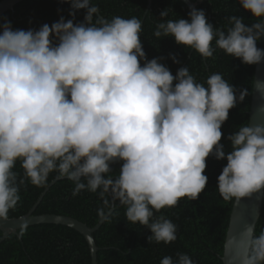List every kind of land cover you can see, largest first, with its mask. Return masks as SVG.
<instances>
[{
  "label": "clouds",
  "instance_id": "obj_1",
  "mask_svg": "<svg viewBox=\"0 0 264 264\" xmlns=\"http://www.w3.org/2000/svg\"><path fill=\"white\" fill-rule=\"evenodd\" d=\"M66 2L72 19L38 30L0 25V219L16 208L26 181L46 187L56 173L74 183L73 196L111 192L127 222L150 231L149 244L167 245L176 241L177 226L156 213L181 198L198 199L208 183L209 156L227 162L217 178L225 201L264 190V124L240 126L227 137L229 152L221 143L222 126L243 92L237 95L220 73L205 84L187 67L173 75L160 59L148 60L139 18L94 22L99 9L91 0ZM239 4L255 23L231 16L225 31L202 9L193 7L178 20L165 19V9L153 35L172 37L205 59L218 48L246 65L264 63L257 46L264 37V0ZM81 10L83 22L74 23ZM17 162L23 177L14 170ZM245 234L240 264H264V231L254 235L250 225ZM160 264L194 261L178 253Z\"/></svg>",
  "mask_w": 264,
  "mask_h": 264
},
{
  "label": "trees",
  "instance_id": "obj_2",
  "mask_svg": "<svg viewBox=\"0 0 264 264\" xmlns=\"http://www.w3.org/2000/svg\"><path fill=\"white\" fill-rule=\"evenodd\" d=\"M2 1V0H0ZM197 2V9L206 13L209 23L215 28L227 31L232 25L231 16L243 17L244 23L251 25L256 18L245 12L239 0H192ZM99 9L104 20L114 16L125 19L132 17L142 21L140 40L147 59H160L176 74L181 67L189 68L197 82L205 83L213 73H220L224 79L235 86L237 95L244 93L243 102L229 111L228 120L222 126L221 143L225 152L231 151L228 136L243 124H249V110L254 82L255 65L243 64L239 59L226 55L216 49L213 57L203 58L193 49L177 45L172 37L156 38L153 33L161 21L160 13L170 9L165 19H187L190 9L180 0H91ZM70 4L66 0H24L0 17V25L5 21L15 29L38 30L42 25L53 23L69 16ZM84 11H78L74 23L84 20ZM103 21L98 15L94 22ZM258 46V44H257ZM215 47V42H213ZM179 63H174L171 57ZM205 175L208 177L206 188L198 199L181 198L174 207L164 208L156 215H163L177 226V239L170 244H149L150 231L139 224L132 225L125 217V207L114 199L111 192L101 196L100 192L82 191L73 196L74 183L67 178H60L56 173L49 175L46 187H35L30 182L20 187V201L14 210L8 213L9 219L19 218L30 212L43 191L49 190L36 207L35 215L58 214L75 218L89 227L100 221V212L105 216L111 208V196L114 200L112 214L105 218L102 226L93 236L100 250L97 253L98 264H160L165 256L176 259L178 253L191 257L194 264H222L226 234L235 198L225 201L218 189L217 178L221 174L226 160L218 161L213 156L206 160ZM110 175H119L120 164H114ZM23 177V169L17 162L14 169ZM105 201L108 203L106 204ZM264 231V199L261 217L257 223L255 235ZM3 233L0 231V239ZM0 264H92L89 245L78 231L63 225L40 224L18 230V235L11 234L0 244Z\"/></svg>",
  "mask_w": 264,
  "mask_h": 264
},
{
  "label": "water",
  "instance_id": "obj_3",
  "mask_svg": "<svg viewBox=\"0 0 264 264\" xmlns=\"http://www.w3.org/2000/svg\"><path fill=\"white\" fill-rule=\"evenodd\" d=\"M24 0H2L0 1V17L9 11L14 10V7ZM185 3L191 10L193 7L197 9V2L192 0H180ZM152 0H148V7L151 6ZM98 17L104 20L99 12ZM258 47L264 49V37L258 41ZM249 124H264V63L255 65L254 82L251 96V105L249 110ZM58 178H56L41 194L39 200L35 204L34 208L19 218L13 219H0V231L3 233L0 239V244L5 241L9 235H18V230L40 224H54L70 227L79 233H81L86 239L91 254V263H97V253L100 248L97 246L94 239V232H96L102 224L105 222L101 220L96 226L89 227L85 223L64 215L58 214H33L36 211V207L41 202L49 187L54 184ZM111 196V208L108 211L106 217L112 214L114 210V200ZM264 199V190L253 193L250 196L235 198V202L230 215L229 227L226 234V240L224 245V252L221 257L222 264H240L243 258L247 245V236L245 229L248 226H252L255 230L257 223L261 217L262 206Z\"/></svg>",
  "mask_w": 264,
  "mask_h": 264
}]
</instances>
